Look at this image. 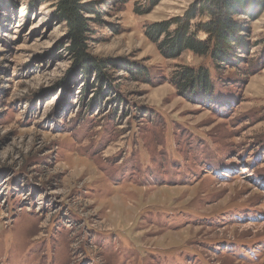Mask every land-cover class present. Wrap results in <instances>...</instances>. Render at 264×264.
I'll return each mask as SVG.
<instances>
[{
  "label": "rangeland",
  "instance_id": "rangeland-1",
  "mask_svg": "<svg viewBox=\"0 0 264 264\" xmlns=\"http://www.w3.org/2000/svg\"><path fill=\"white\" fill-rule=\"evenodd\" d=\"M198 1L81 0L99 81L55 0H0V264H264V10L235 16L239 62L166 59L147 27ZM189 68L210 92L178 89Z\"/></svg>",
  "mask_w": 264,
  "mask_h": 264
},
{
  "label": "trees",
  "instance_id": "trees-1",
  "mask_svg": "<svg viewBox=\"0 0 264 264\" xmlns=\"http://www.w3.org/2000/svg\"><path fill=\"white\" fill-rule=\"evenodd\" d=\"M147 1L149 12L162 0ZM55 2L57 18L65 25L67 39L70 42L65 48L67 54L82 75L90 78L92 74H96L99 81L104 78L106 80L103 75L106 68L104 61L93 60L87 55L92 33L89 25L97 22L102 14L95 9L94 4H82L81 0ZM250 3L260 4L258 11L264 10V0H200L192 5L183 17L150 25L147 27L146 36L157 45L159 52L166 59H178L184 52L190 51L199 57H210L217 68L239 62L238 52L244 50L246 45L241 37L243 29L234 19L237 15L257 17V13L253 17L251 12L246 10ZM197 16H207L208 20L192 27V22ZM126 71L137 81L147 80L149 77L148 70L144 67L132 65L128 66ZM175 84L183 93L187 91L194 93L197 90L208 93L211 90L210 72L207 68L184 69L177 74ZM102 86L114 90L109 83Z\"/></svg>",
  "mask_w": 264,
  "mask_h": 264
}]
</instances>
